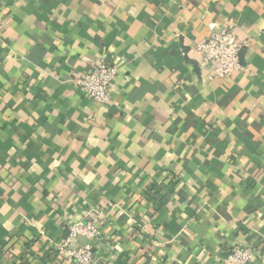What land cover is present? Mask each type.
Wrapping results in <instances>:
<instances>
[{"label":"crops","instance_id":"0c3cea01","mask_svg":"<svg viewBox=\"0 0 264 264\" xmlns=\"http://www.w3.org/2000/svg\"><path fill=\"white\" fill-rule=\"evenodd\" d=\"M211 23L231 77L192 52ZM99 62L106 106L72 83ZM78 221L99 264H264V0H0V264H71Z\"/></svg>","mask_w":264,"mask_h":264},{"label":"built area","instance_id":"2783aa9c","mask_svg":"<svg viewBox=\"0 0 264 264\" xmlns=\"http://www.w3.org/2000/svg\"><path fill=\"white\" fill-rule=\"evenodd\" d=\"M243 44L233 31L232 26L219 28L217 24L208 25V36L197 42L192 49L199 59L198 64L211 73V78L224 79L241 70L239 55ZM118 70L107 62L93 64L91 70L79 77H74L75 88L83 91L92 102L106 106L113 98V83ZM68 238L56 245L59 258L71 264H99L95 259L92 246L102 233L95 222L78 221L69 226ZM80 238L88 240L87 245H79ZM251 248L235 247L224 264H251Z\"/></svg>","mask_w":264,"mask_h":264},{"label":"water","instance_id":"95a60500","mask_svg":"<svg viewBox=\"0 0 264 264\" xmlns=\"http://www.w3.org/2000/svg\"><path fill=\"white\" fill-rule=\"evenodd\" d=\"M242 53H243V51L241 50V54H240V57L242 58Z\"/></svg>","mask_w":264,"mask_h":264},{"label":"rangeland","instance_id":"374dc122","mask_svg":"<svg viewBox=\"0 0 264 264\" xmlns=\"http://www.w3.org/2000/svg\"><path fill=\"white\" fill-rule=\"evenodd\" d=\"M85 245H87V244H85Z\"/></svg>","mask_w":264,"mask_h":264}]
</instances>
